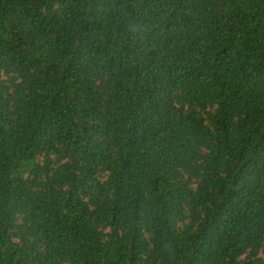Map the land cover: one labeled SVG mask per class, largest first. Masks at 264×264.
I'll list each match as a JSON object with an SVG mask.
<instances>
[{
  "label": "trees",
  "instance_id": "trees-1",
  "mask_svg": "<svg viewBox=\"0 0 264 264\" xmlns=\"http://www.w3.org/2000/svg\"><path fill=\"white\" fill-rule=\"evenodd\" d=\"M0 264H264V0H0Z\"/></svg>",
  "mask_w": 264,
  "mask_h": 264
}]
</instances>
